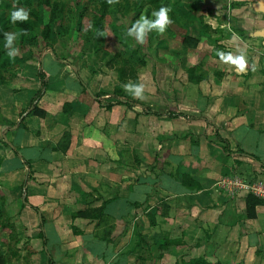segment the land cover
Returning a JSON list of instances; mask_svg holds the SVG:
<instances>
[{
  "label": "crops",
  "instance_id": "0c3cea01",
  "mask_svg": "<svg viewBox=\"0 0 264 264\" xmlns=\"http://www.w3.org/2000/svg\"><path fill=\"white\" fill-rule=\"evenodd\" d=\"M258 59L255 69L245 75L211 80L209 97L200 95V85L195 86L194 111H177L186 119L143 115L137 111L141 100L131 95H124L125 101L139 102L131 110L100 107L91 94L106 93L99 99L101 105L112 103L101 100L112 89L106 75H88L84 81V72L49 57L43 69L48 86L36 105L44 112L43 118L23 113L39 89L38 80L32 91L0 99V117L9 127L5 140L19 155L0 143L2 183L14 188L12 193L18 191L20 204L26 196L28 204L39 211L18 208L31 237V264H48L38 237L41 215L52 264H175L192 258L264 264V205L255 207L252 220L246 219L245 211L249 187L264 188V56ZM75 72L88 86L87 93ZM152 118L160 121L150 127ZM180 120L193 126L191 131L186 132L185 125L179 127ZM159 124L163 125L160 134ZM212 126L227 140L229 156L209 142ZM141 133L146 154L137 150L144 143ZM186 136L197 141V146ZM158 143L163 145L160 152L155 150ZM28 173L30 179L21 195ZM13 174L17 181L9 183ZM183 175L201 190L184 187ZM101 208L102 215L97 212ZM149 215L154 226L149 225ZM138 234L147 243L179 239L185 247L153 260L150 251L144 256Z\"/></svg>",
  "mask_w": 264,
  "mask_h": 264
},
{
  "label": "rangeland",
  "instance_id": "374dc122",
  "mask_svg": "<svg viewBox=\"0 0 264 264\" xmlns=\"http://www.w3.org/2000/svg\"><path fill=\"white\" fill-rule=\"evenodd\" d=\"M140 1L108 0L107 7L101 9L99 0H0V99L10 93L32 91L38 64L44 69L45 59H52L54 55L80 74L84 72V81L88 75H106L111 82L108 87H112L109 94L114 96L121 92L123 101L126 99L124 95L129 94L120 85L131 80L145 85V99H138L142 107L157 113L180 110L187 114L194 111L198 85L200 95L209 97L211 80H220L225 75H245L255 69L254 62L264 56L261 54L264 52L263 37L256 34L264 30V16L252 11V4L259 0ZM162 6L170 8L172 20L164 33L153 31L143 43L126 35L127 29L141 14L150 16L153 10ZM15 7H25L35 14L30 17L36 25L29 36L8 22V13ZM46 29L49 35L44 38L42 32ZM4 31L20 34L19 51L14 58L8 57L3 46ZM182 36L197 39L196 48L183 47ZM240 52L245 54L247 61L244 71L225 61L221 55H238ZM191 66L194 70L189 79L187 69ZM222 72L223 76L218 77ZM110 95L107 99L101 98L102 102L118 101ZM141 106L138 105L137 111H142ZM196 114L201 117L200 113ZM160 120L152 118L150 127ZM146 123L149 122L146 121L144 126ZM179 124V127L185 125L186 132L193 128L183 120ZM162 127L159 124V134ZM141 134L139 138L144 143L137 150L146 154V139L144 133ZM158 146L155 150L160 152L163 145L158 143ZM123 159L124 165L129 166L130 162ZM14 181L17 180L13 174L9 183ZM13 190L4 186L0 174V252L8 262L31 264V237L27 236L29 229L19 219L20 194L18 191L12 193ZM24 220L28 218L24 217ZM3 227L6 231L2 230ZM141 250L144 256L148 252L145 246ZM182 256L180 254V258ZM169 261L172 263L173 258Z\"/></svg>",
  "mask_w": 264,
  "mask_h": 264
},
{
  "label": "trees",
  "instance_id": "16d2710c",
  "mask_svg": "<svg viewBox=\"0 0 264 264\" xmlns=\"http://www.w3.org/2000/svg\"><path fill=\"white\" fill-rule=\"evenodd\" d=\"M138 1H140V0H138ZM99 3H100V6H101V9H105L107 7L108 0H99ZM30 17H35V14L33 12H30ZM35 25H36L35 21L30 18L29 21H27V22H22V23L18 22L17 24H15L13 26L18 28V29H20L24 34L29 36L34 31ZM42 35L44 36V38H47L48 35H49L48 30L47 29L44 30L42 32ZM197 45H198V40L197 39H193V38H191L189 36H182V46L183 47H185L187 49H190V50H194ZM52 58L54 60H57L54 55H52ZM224 60L221 59V61H224ZM57 61H59V60H57ZM62 64L68 66L69 68H72V66L69 63H67V62L66 63L64 62ZM192 70H194V67H192V66L187 69V72L189 73L188 74L189 79H191L190 78V72ZM223 73L224 72L220 73L218 75V77H222ZM74 74H75V76H76V78L78 80V83L82 87L83 91L85 93H87L88 92V86L85 85L81 81V79H79V77L77 76V72H75ZM36 77H37V80H38V83H39V89L37 90L35 95L30 99V101H29L26 109L23 111V113H28V114L31 113L34 116H37L39 118H43L44 112L39 110L37 108V106H36L38 101L43 97V95H44V93H45V91L47 89V86H48L47 76H46L41 64H38V66H37ZM105 95H106V93H97L95 95L91 94V96L98 103V105L100 107H103V108L107 109V110H109L113 106H125L126 108L131 110L132 107L136 104L135 102H132V101L128 102V100L119 101L122 98L121 97V92H119V93L114 94V96L110 95V96H113V97H116V98H120L117 102H115V103H107L105 105H101L99 99H100V97L105 96ZM141 114L150 115V116H154V117H157V118H162V117H166V118H170V119H186L187 118L186 116H184L183 114L178 113V112L169 111L167 113H157V112L151 111V110H149L147 108H143ZM0 120L2 121V124H3V125H1V137H2L1 138V140H2L1 144H2V146L4 148L10 149L13 152V154L16 157L19 158L17 149L15 147H13L10 143H8L5 140V135L7 133L8 128H9L7 126V123H5V121H3L1 117H0ZM202 121H204L207 125H210V123L207 120L202 119ZM212 128H213V138L210 139L209 142H211L212 144L220 147L222 152L224 154H226L227 156H229L231 153H230V150H229V144H228L227 140L221 138V136L219 135L217 129L214 126H212ZM186 138L189 139V141H190L192 146H197V141L192 139V137L186 136ZM237 153L240 154V155L242 154V155L245 156V154L243 152H241L240 150ZM251 158L254 159L255 161H257L256 158H254V157H251ZM23 165L25 166V168L27 170H30V166H29V164L27 162L23 161ZM29 179H30V174L28 173L27 176L25 177V180L22 182L21 187H20L21 195H23L25 193L26 184H27ZM181 182H182V185L184 187H186L187 189H189V190H201L200 185L195 183V182H193L188 176H184L183 175L181 177ZM245 205H246V208H245L246 219L252 220V219L255 218V207L256 206H260V205H264V201H261V200L257 199L254 195L249 193L246 196ZM20 206H21V208L30 207L35 212L39 213V211L36 208L31 207L28 204L26 196H24L23 199L21 200ZM103 210L104 209L101 208L97 212L102 215ZM81 216L83 217L84 214H78V217H81ZM147 217H148L149 225L150 226H154L155 225L154 218L152 216H150V215L147 216ZM43 225H44V218L41 215L40 219H39V234H38V237L42 241V246H43L42 252L47 256L48 264H52L50 256H49L48 252L45 249L46 238H45V234H44V230H43ZM2 230L4 231L5 228L2 229ZM9 237H10V239L13 238V236H9ZM138 241H139V243H142V245L145 246L148 249V251H150V253L153 254V257H152L153 260L163 258V256L165 254H169L173 249H181V248L185 247V243H183L179 239L178 240L166 239V240L163 241L162 244L156 245L154 242H149V243L145 242L144 239L138 234ZM137 247H139V244H137ZM7 262L8 261L6 260L5 256H0V264H6ZM23 264H29V263L24 262ZM175 264H222V263L218 262V261L217 262H207L203 258H192V259H189L187 261L180 260V261L176 262Z\"/></svg>",
  "mask_w": 264,
  "mask_h": 264
},
{
  "label": "clouds",
  "instance_id": "9594fccd",
  "mask_svg": "<svg viewBox=\"0 0 264 264\" xmlns=\"http://www.w3.org/2000/svg\"><path fill=\"white\" fill-rule=\"evenodd\" d=\"M169 12V7L162 6L159 9L153 10L150 16L141 14L127 29L126 35L138 43H143L149 33L153 31L164 33L172 23ZM29 19L30 9L25 7H16L8 13V21L13 25L18 22H27ZM2 36L3 46L6 49L8 57L14 58L19 51L18 41L20 34L15 31H4ZM221 55L227 62L234 64L240 71L245 70L247 61L243 52H240L238 55H233L232 53H221ZM120 87L134 99H145V85L143 83L129 80L126 83H122Z\"/></svg>",
  "mask_w": 264,
  "mask_h": 264
},
{
  "label": "water",
  "instance_id": "95a60500",
  "mask_svg": "<svg viewBox=\"0 0 264 264\" xmlns=\"http://www.w3.org/2000/svg\"><path fill=\"white\" fill-rule=\"evenodd\" d=\"M252 11L255 13H260L264 16V0H259L252 4ZM257 35L263 37L262 45L264 46V30L256 32Z\"/></svg>",
  "mask_w": 264,
  "mask_h": 264
},
{
  "label": "built area",
  "instance_id": "2783aa9c",
  "mask_svg": "<svg viewBox=\"0 0 264 264\" xmlns=\"http://www.w3.org/2000/svg\"><path fill=\"white\" fill-rule=\"evenodd\" d=\"M250 193L256 198L264 200V188L260 186L249 187Z\"/></svg>",
  "mask_w": 264,
  "mask_h": 264
}]
</instances>
